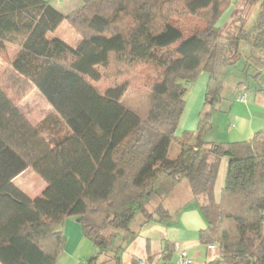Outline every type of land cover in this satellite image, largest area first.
<instances>
[{
    "label": "trees",
    "instance_id": "1",
    "mask_svg": "<svg viewBox=\"0 0 264 264\" xmlns=\"http://www.w3.org/2000/svg\"><path fill=\"white\" fill-rule=\"evenodd\" d=\"M230 2L82 0L63 13L49 0H0V50L6 43L17 47L12 71L37 88L66 127L62 135L44 132L0 87L1 264H55L65 245V218L79 223L93 245L83 264H121L136 215L143 216L140 224L165 222L170 213L162 200L182 179L200 202L206 226L199 240L216 244L217 263L264 264V129L248 140L209 142L204 112L195 131H185L181 141L175 136L187 88L201 71L209 75L210 105L221 87L219 74L238 60L242 43L263 51V59L248 57L264 67V0L249 29L242 19L227 26L239 5ZM227 8L228 22L215 26ZM202 12L207 27L192 34L173 22ZM63 21L81 36L75 46L49 36ZM139 62L157 75L144 118L121 101L126 81L102 92L91 82L101 79L97 67ZM173 142L179 150L170 158ZM221 158L227 167L215 199ZM28 167L44 182L35 197L13 181ZM152 195L160 202L144 207Z\"/></svg>",
    "mask_w": 264,
    "mask_h": 264
},
{
    "label": "rangeland",
    "instance_id": "2",
    "mask_svg": "<svg viewBox=\"0 0 264 264\" xmlns=\"http://www.w3.org/2000/svg\"><path fill=\"white\" fill-rule=\"evenodd\" d=\"M49 1L53 5L61 3L66 4L67 7H64L63 9L67 12H71L73 9L79 7L81 4L80 2H82V0ZM260 2L261 0H256L253 4H249L243 0H231L230 3L234 5L239 4L237 9L232 13V16L229 19L228 14L230 8H227L217 19L215 26L224 28L225 20L228 22L229 19L227 26L231 28L236 25L238 19H242L244 22V28L249 29L257 17V8L259 7ZM204 13L205 12H202L197 15L184 14L178 18H173V22L186 36L207 27L206 23L208 21L205 20ZM55 31L58 36L72 46H75L81 39L78 31L72 28L67 21H63ZM241 47L242 51L238 60L234 64H229L226 69L219 74L221 87H219L215 93V95H217V100H213L214 102L211 106L208 102L203 109L202 115H204V112H208L207 114H209L206 118L210 123V129L206 128V132L204 133V139L207 141L209 140V135L207 134L206 136V133L212 128L211 133L217 135L215 136V140H219L223 134L226 136L229 135L228 131L224 129L226 128L229 131L233 129V125H235L234 118H236V116L244 114L249 116L251 113L254 115L259 111H264L259 104L253 102L254 94L260 93V95H263L264 93V71L262 69L263 67H259L258 61L259 59H263V51L259 49H251L245 43H242ZM16 52L17 47L8 43H6L5 47L0 50V87L8 93L12 98L13 103L17 106V109L22 112L24 117H26L30 123L40 126L41 130L48 134L62 135L66 131V127L62 120L55 114L53 108L50 107L51 105L42 95H40L41 93L36 87L12 71L10 62ZM249 54L257 57L260 56V58L258 60L255 58H249ZM153 68L154 67L149 65V63L144 62H139V64L136 63L130 67H119L113 64L106 68L97 67L101 74V79L96 82H91L100 92H102L108 87L126 81L127 88L121 101L126 107L135 111L139 117L144 118V116H147L150 105V82L154 81L157 76L156 71ZM193 83L187 88L188 90L185 94L186 107L189 110H192L190 101L197 94L199 87L197 84L196 87L192 89ZM241 94H245L244 100H240L239 96ZM196 100L195 97V101ZM184 110L185 108L183 109L182 114H180V121H178L179 123H177L178 126H176L175 130V134L179 141H181L180 136L187 131L180 128L185 121ZM197 124L198 120L196 123V116L193 114L190 119L185 122L184 125L187 127L184 129H195L196 126H198ZM191 140L192 138H190V141ZM178 150L179 144L173 142L168 153L169 157L174 158L177 155ZM225 173L226 168L221 169L220 167L218 179L216 184L214 183L215 191L218 186H221V188L223 187V177H225ZM16 181H19L20 185L18 187L29 197L37 196L44 186L43 180L30 167H28L27 170H25V173ZM16 181L14 182L15 185H17ZM217 195L218 194H216V196ZM151 199L153 202L151 207L157 205L159 197L152 195ZM141 217H143L141 214H137L135 220L138 221ZM148 224L154 225L153 222H148ZM111 232V229H107V231L104 230L102 232V235H104L105 238H108L110 235L109 233ZM125 248L126 247L124 246L123 250ZM87 258L88 257L86 256L84 262Z\"/></svg>",
    "mask_w": 264,
    "mask_h": 264
},
{
    "label": "crops",
    "instance_id": "3",
    "mask_svg": "<svg viewBox=\"0 0 264 264\" xmlns=\"http://www.w3.org/2000/svg\"><path fill=\"white\" fill-rule=\"evenodd\" d=\"M54 6L63 13H69L63 9L64 7H67L64 3ZM55 32L56 31L49 33V36H58ZM262 69L264 71V67ZM208 78V73L201 71L192 84V89L195 88L197 84L199 86L198 92L195 95L197 100L195 101V97L191 99L190 102L192 110L187 109L186 102L184 101L185 121L182 123L183 125L180 127L181 129L195 131L196 128L190 130L184 129L187 127L184 124L193 114L196 116L197 123L200 114L207 105L205 104V87H207ZM216 100L217 95L214 97V101ZM253 102L259 104L261 108L264 109V93L263 95H260V93L254 94ZM212 104H210V106ZM259 112L254 115L251 113L249 116H246L245 114L236 116V118H234L235 125H233V129L230 131L226 128L224 129L228 131L229 135L226 136L223 134L219 140H215V136L217 135L215 133H211L212 128L208 131V133H206V136L207 134L209 135L208 141L211 140L210 142L214 141L213 143H220L241 141L245 139L248 140L255 131L264 129V111ZM226 163V158L220 159L218 172L220 167L221 169L226 168ZM218 172L215 184L218 179ZM24 173L25 170L16 176L13 181L15 182ZM16 183L17 186L20 185L19 181H16ZM220 189L221 186H218L216 191L214 189L215 199H218ZM216 194L218 195L216 196ZM151 200L152 199L150 198L144 207L150 209L153 203ZM158 202H160V198L158 199ZM198 202L193 198L188 182L185 179L180 180L170 193H168V195L162 200L163 205L170 213L169 218L165 222L156 223L149 221L154 224L149 225L148 222L140 224L142 217L138 221L134 219L131 226L134 234L128 235L131 236L129 237V242L125 246L126 248L121 251V264H132L133 262L135 264H176V257L178 256L179 248H184L188 251L190 257L193 258L192 264H219L217 263L218 249H207L206 244H202L199 240L198 230L205 228L206 220L203 218L204 216ZM61 229L65 236V245L55 264H83L85 257H88V255L93 251L91 241L82 235L83 233L80 225L72 218H65ZM165 241L168 243L165 244L166 246L163 245ZM104 264H115V262L108 261Z\"/></svg>",
    "mask_w": 264,
    "mask_h": 264
},
{
    "label": "built area",
    "instance_id": "4",
    "mask_svg": "<svg viewBox=\"0 0 264 264\" xmlns=\"http://www.w3.org/2000/svg\"><path fill=\"white\" fill-rule=\"evenodd\" d=\"M239 98L240 100H244L245 94L244 95L241 94ZM214 248H217L216 244L207 245V249H214ZM176 258H177L176 264H192L193 263V258L190 257L187 250L184 248H179L178 256Z\"/></svg>",
    "mask_w": 264,
    "mask_h": 264
}]
</instances>
